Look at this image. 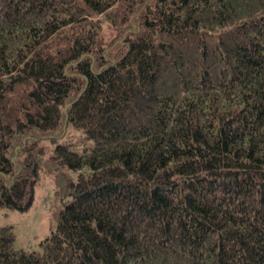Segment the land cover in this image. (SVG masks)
I'll use <instances>...</instances> for the list:
<instances>
[{
	"label": "trees",
	"instance_id": "1",
	"mask_svg": "<svg viewBox=\"0 0 264 264\" xmlns=\"http://www.w3.org/2000/svg\"><path fill=\"white\" fill-rule=\"evenodd\" d=\"M44 177L0 264H264V0H0V210Z\"/></svg>",
	"mask_w": 264,
	"mask_h": 264
},
{
	"label": "rangeland",
	"instance_id": "2",
	"mask_svg": "<svg viewBox=\"0 0 264 264\" xmlns=\"http://www.w3.org/2000/svg\"><path fill=\"white\" fill-rule=\"evenodd\" d=\"M63 138H50L47 140L48 151ZM44 177L37 185L35 198L27 210L3 207L0 210V226L12 224L16 238L14 245L17 248L40 249L41 240L48 236L56 227V215L59 200L53 190V182ZM50 180V181H48ZM51 182V183H50Z\"/></svg>",
	"mask_w": 264,
	"mask_h": 264
}]
</instances>
